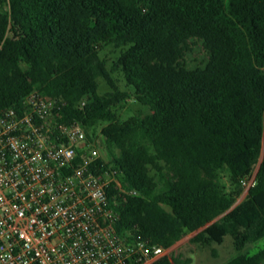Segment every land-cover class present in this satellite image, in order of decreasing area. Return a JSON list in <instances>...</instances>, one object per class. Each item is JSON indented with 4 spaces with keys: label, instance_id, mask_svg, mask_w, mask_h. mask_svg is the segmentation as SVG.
<instances>
[{
    "label": "trees",
    "instance_id": "1",
    "mask_svg": "<svg viewBox=\"0 0 264 264\" xmlns=\"http://www.w3.org/2000/svg\"><path fill=\"white\" fill-rule=\"evenodd\" d=\"M199 44L207 57L191 65ZM106 45L121 48L111 69ZM34 89L105 136L123 233L165 249L229 234L240 253L224 264H264V248L241 253L264 237V0H0V113ZM132 97L151 112L123 120Z\"/></svg>",
    "mask_w": 264,
    "mask_h": 264
},
{
    "label": "built area",
    "instance_id": "2",
    "mask_svg": "<svg viewBox=\"0 0 264 264\" xmlns=\"http://www.w3.org/2000/svg\"><path fill=\"white\" fill-rule=\"evenodd\" d=\"M65 105L34 89L0 113V264H149L166 249L121 231L105 136Z\"/></svg>",
    "mask_w": 264,
    "mask_h": 264
},
{
    "label": "rangeland",
    "instance_id": "3",
    "mask_svg": "<svg viewBox=\"0 0 264 264\" xmlns=\"http://www.w3.org/2000/svg\"><path fill=\"white\" fill-rule=\"evenodd\" d=\"M121 53V48H115L113 45L103 46L101 50L102 58L107 60L108 68H112V64L117 60ZM207 57L205 49L201 44L193 45V49L188 54V59L191 65H195L203 61ZM114 78L118 81L120 87L124 90L132 91V86H127L123 74L120 71H115L112 73ZM111 90L110 85L107 83L104 77H99V91L100 93H105ZM151 112L148 106L142 105L136 101L133 97L130 98L126 107L122 111V119H128L131 116L145 115ZM100 132V131H99ZM98 132V133H99ZM106 144V141H105ZM105 153L107 158H111L107 148L105 147ZM247 192L245 191L243 195L237 200L236 204L245 199ZM235 204V205H236ZM219 216V218H221ZM218 218V219H219ZM194 233L186 234L182 239L177 241L171 248L166 249L164 254H174L182 257L192 258L191 264H224L232 257L238 255L240 252L236 250L233 239L231 235H226L223 243L213 244L209 247H201L190 241V238ZM264 248V237L249 243L241 253L253 255L257 253L260 249Z\"/></svg>",
    "mask_w": 264,
    "mask_h": 264
},
{
    "label": "water",
    "instance_id": "4",
    "mask_svg": "<svg viewBox=\"0 0 264 264\" xmlns=\"http://www.w3.org/2000/svg\"><path fill=\"white\" fill-rule=\"evenodd\" d=\"M263 155H264V148H263ZM263 155H262L261 160L263 159ZM260 164H261V163H260ZM260 164L258 165L257 171L259 170ZM257 171H256V172H257ZM218 218H219V217H218ZM218 218H216V219L213 220V221H216ZM203 228H204V227H203ZM203 228H201V229H203ZM201 229H200V230H201Z\"/></svg>",
    "mask_w": 264,
    "mask_h": 264
}]
</instances>
